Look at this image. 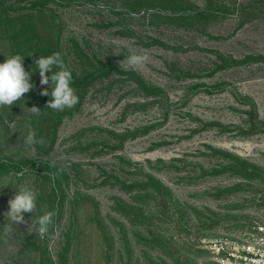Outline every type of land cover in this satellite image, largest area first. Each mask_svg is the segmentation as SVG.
I'll return each instance as SVG.
<instances>
[{"label": "rangeland", "instance_id": "374dc122", "mask_svg": "<svg viewBox=\"0 0 264 264\" xmlns=\"http://www.w3.org/2000/svg\"><path fill=\"white\" fill-rule=\"evenodd\" d=\"M136 2L6 0L12 18L59 38L70 69L114 64L159 90L102 76L54 141L25 105L0 107V264H220L215 244L264 226V0ZM10 51L2 28L0 63ZM132 54L149 57L139 71L120 67ZM30 130L42 146H24ZM232 155L253 175L230 168ZM21 184L37 208L6 244Z\"/></svg>", "mask_w": 264, "mask_h": 264}, {"label": "clouds", "instance_id": "9594fccd", "mask_svg": "<svg viewBox=\"0 0 264 264\" xmlns=\"http://www.w3.org/2000/svg\"><path fill=\"white\" fill-rule=\"evenodd\" d=\"M148 59L146 54H132L120 62V67L139 71ZM23 60V56L15 54L6 57L4 62L0 63V107L10 108L14 103L24 99L25 94L34 88V84L31 82L32 73L25 69ZM34 63L39 71L40 84L49 86L51 83L53 85L50 93L52 99L48 102L47 108L63 111L66 108L74 107L79 102L76 90L72 87V74L65 67L59 53H53L47 57L40 56L34 60ZM53 68L59 70L54 72ZM41 95H49L48 90L42 91ZM28 109L33 115H39L41 112L35 106ZM23 140L25 147L35 144L42 146L45 143L43 138H36V133L33 130H30ZM50 175L54 180L55 174ZM37 196L38 192L33 187L21 184L16 189L14 196L9 199V209L4 213L9 224L3 227L6 244L7 238L13 235L12 223H26L24 214L36 212ZM54 214V212L49 211L37 217L35 224L38 225V234H48ZM258 243L264 245V240H260ZM9 250H11V246H9ZM257 255L259 259L254 261V264H264V251H258Z\"/></svg>", "mask_w": 264, "mask_h": 264}, {"label": "trees", "instance_id": "16d2710c", "mask_svg": "<svg viewBox=\"0 0 264 264\" xmlns=\"http://www.w3.org/2000/svg\"><path fill=\"white\" fill-rule=\"evenodd\" d=\"M138 3H150L153 0H136ZM160 3H164L165 0H158ZM170 1V0H168ZM6 0H0V30L2 28L7 30V37L10 42V55L19 54L24 57L23 64L27 71L31 72V82L34 84V88L29 93L25 94L24 99L16 102V108L19 106L25 105L24 108H31L33 106L38 107L41 112L39 118H32L33 124L38 127L37 135L46 136L51 132L53 137L51 140H55L54 135L56 132V127L62 122V119L65 115L73 113L77 110L86 97V94L91 85L95 83L97 79L102 76L109 77L114 72L119 74H128L131 79H133L138 86L145 90L147 95H154L158 92L159 89L156 87L148 85L135 71H122L114 64H107L102 67L93 66L92 69L88 68L81 72H77L74 69H70L67 64V58L62 53L59 46V38L52 39L48 38V35L41 34L37 29H35V24L29 20L26 22L23 18H12L8 14L7 10L4 8ZM136 2V3H137ZM135 3V4H136ZM139 7V5H137ZM137 9V8H135ZM205 13H197V15L203 16ZM18 22V26H15L14 23ZM7 27V28H6ZM12 27V28H10ZM31 28V29H29ZM11 29V31H9ZM9 31V32H8ZM53 53H59L65 67L72 74V87L76 90V94L79 97V102L70 109H65L63 111H56L50 108H47L48 102L52 99L50 93L53 85L50 83L49 86L40 84V75L39 71L36 68L34 63L35 59H38L40 56L47 57ZM32 54V55H31ZM31 55V56H30ZM223 58V57H222ZM255 58L254 56H247L244 59H234L230 58L231 62L234 64L242 63L250 59ZM91 64V62H90ZM59 69L53 68V71H58ZM50 75V74H49ZM45 89L48 90L49 95H41V92ZM48 109V110H47ZM53 144V143H51ZM229 154V153H224ZM233 162L230 165V168L237 170L238 173H241L244 177H248L252 174V171L255 169V166L251 163L247 164V161L242 159L238 155H232ZM8 169L5 167V164L0 163V173L7 172ZM253 175V174H252ZM251 175V176H252ZM153 183V186L158 188V184Z\"/></svg>", "mask_w": 264, "mask_h": 264}, {"label": "built area", "instance_id": "2783aa9c", "mask_svg": "<svg viewBox=\"0 0 264 264\" xmlns=\"http://www.w3.org/2000/svg\"><path fill=\"white\" fill-rule=\"evenodd\" d=\"M260 240H264V226L215 244L212 248L215 250V259L220 264H254L259 259L257 252L264 251V245L258 243Z\"/></svg>", "mask_w": 264, "mask_h": 264}]
</instances>
